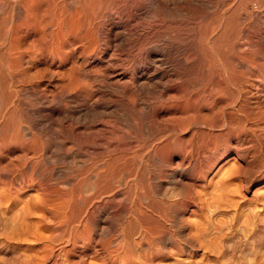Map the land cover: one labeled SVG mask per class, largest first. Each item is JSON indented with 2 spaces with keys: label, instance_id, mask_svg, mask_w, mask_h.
Segmentation results:
<instances>
[{
  "label": "bare ground",
  "instance_id": "1",
  "mask_svg": "<svg viewBox=\"0 0 264 264\" xmlns=\"http://www.w3.org/2000/svg\"><path fill=\"white\" fill-rule=\"evenodd\" d=\"M259 242L264 0H0V264Z\"/></svg>",
  "mask_w": 264,
  "mask_h": 264
},
{
  "label": "rangeland",
  "instance_id": "2",
  "mask_svg": "<svg viewBox=\"0 0 264 264\" xmlns=\"http://www.w3.org/2000/svg\"><path fill=\"white\" fill-rule=\"evenodd\" d=\"M261 196V195H260ZM263 196V195H262ZM242 226V225H241ZM240 226V232H243V229H241V228H244V224H243V227H241ZM226 231L227 230H229L228 228L227 229H225ZM256 247V248H255ZM213 249V248H212ZM211 249V252H213V254H215L216 252L215 251H217L215 248H214V250H212ZM252 251H251V250ZM249 250V252H248V250H244L243 252H241L240 254H241V256H239V260H237V263L236 264H243V263H245V264H264V242H259V243H256L255 245H253L251 248H250ZM245 252H247V253H245ZM243 254V255H242ZM212 257V258H211ZM211 257H209L210 259H208V261H211L212 262V260L214 261V260H216V258L215 257H213V256H211ZM215 258V259H214ZM240 258H242V259H240ZM240 260H241V262H240ZM240 262V263H239Z\"/></svg>",
  "mask_w": 264,
  "mask_h": 264
}]
</instances>
